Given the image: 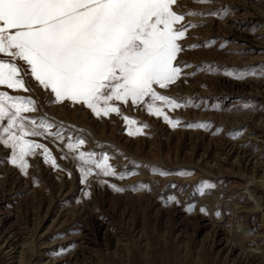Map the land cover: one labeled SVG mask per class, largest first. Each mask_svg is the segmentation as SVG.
I'll list each match as a JSON object with an SVG mask.
<instances>
[{"label": "rangeland", "instance_id": "374dc122", "mask_svg": "<svg viewBox=\"0 0 264 264\" xmlns=\"http://www.w3.org/2000/svg\"><path fill=\"white\" fill-rule=\"evenodd\" d=\"M177 3L199 14L181 22L195 27L178 42L180 77L157 88L177 105L156 101L163 115L129 100L97 116L31 76L30 92L0 85L36 102L22 115L52 125L24 137L43 146L26 171L0 144V264H264V0ZM81 152L107 157L115 175Z\"/></svg>", "mask_w": 264, "mask_h": 264}, {"label": "snow or ice", "instance_id": "6c2138e0", "mask_svg": "<svg viewBox=\"0 0 264 264\" xmlns=\"http://www.w3.org/2000/svg\"><path fill=\"white\" fill-rule=\"evenodd\" d=\"M178 8L177 0H0V85L30 92L25 77L31 76L57 102L82 103L97 116L120 114L110 102L129 100L132 105L145 103L150 114L163 115L156 101L177 105L157 88L166 89L180 77L176 61L184 48L178 42L189 26L195 27L181 22L199 14ZM35 110L34 100L0 92V144L11 149V162L22 172L28 167L25 157L43 148L24 137L52 127L22 115ZM55 135L59 138L60 132ZM82 143H69L68 148ZM94 155L81 152L80 159L94 163L105 176L115 175L107 157L93 161ZM81 172L86 178L92 169L81 167Z\"/></svg>", "mask_w": 264, "mask_h": 264}, {"label": "bare ground", "instance_id": "6f19581e", "mask_svg": "<svg viewBox=\"0 0 264 264\" xmlns=\"http://www.w3.org/2000/svg\"><path fill=\"white\" fill-rule=\"evenodd\" d=\"M40 114L43 116V117H47V114H44V113H42V112H40ZM41 116V117H42ZM54 121V120H53ZM53 124L54 125H61V126H63V129L65 130V131H71L72 133H75V134H78V135H81L83 138H84V141H85V143L87 144V146H88V148H93L95 145L93 144V141L91 140V138H90V134H84V133H81V131H82V128H80V127H78L77 125H73V124H71V123H69V122H59V123H55V121L53 122ZM88 132V131H87ZM89 133H91V131L89 132ZM92 136H93V134H92ZM100 142H102V141H100ZM100 147V146H99ZM122 166V164L121 163H119V167H121ZM141 175H142V173H141ZM250 182H253V181H250ZM250 197H251V199L253 198L252 197V195L250 194ZM249 197V198H250ZM254 200V199H253ZM214 204V203H213ZM213 204H212V206H213ZM259 206V205H258ZM212 209H213V207H212Z\"/></svg>", "mask_w": 264, "mask_h": 264}]
</instances>
